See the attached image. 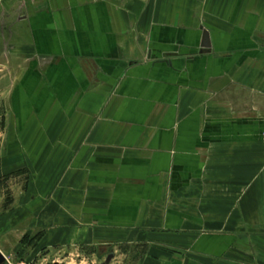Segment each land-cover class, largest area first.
<instances>
[{
    "label": "crops",
    "instance_id": "crops-1",
    "mask_svg": "<svg viewBox=\"0 0 264 264\" xmlns=\"http://www.w3.org/2000/svg\"><path fill=\"white\" fill-rule=\"evenodd\" d=\"M0 34L28 54L12 114L17 139L36 126L35 226L264 264V0H4Z\"/></svg>",
    "mask_w": 264,
    "mask_h": 264
},
{
    "label": "rangeland",
    "instance_id": "rangeland-1",
    "mask_svg": "<svg viewBox=\"0 0 264 264\" xmlns=\"http://www.w3.org/2000/svg\"><path fill=\"white\" fill-rule=\"evenodd\" d=\"M3 1L0 0V4ZM159 8L153 7V16ZM139 24L145 26V22ZM200 24L205 37L209 29ZM13 38L0 34V251L6 258L5 264H163L166 256L161 253L174 252L176 247L171 243L165 246L159 238L151 240L150 244L143 243L142 232L140 243L127 240L121 232H106L104 241L99 243L73 245L62 244L59 237L50 239L48 229L35 226L30 165L35 153L28 147L33 145L32 128L36 126L31 121L25 129L30 130L27 135L17 139L18 121L12 114V96L16 94L21 72L19 65L28 60V54L14 50L12 44L16 43V38ZM37 140L38 136L34 142ZM45 171L48 176V166ZM53 178L48 176L44 183L36 184L37 189L41 186L42 195H48L49 189L54 187L49 180ZM63 188L61 184L55 189L62 191Z\"/></svg>",
    "mask_w": 264,
    "mask_h": 264
},
{
    "label": "water",
    "instance_id": "water-1",
    "mask_svg": "<svg viewBox=\"0 0 264 264\" xmlns=\"http://www.w3.org/2000/svg\"><path fill=\"white\" fill-rule=\"evenodd\" d=\"M207 38H208V35L205 34L204 40L207 41ZM206 43H208V42H205V45L209 46V44H206ZM5 261H6V258L3 255V253L0 251V264L4 263ZM56 264H59V263H56Z\"/></svg>",
    "mask_w": 264,
    "mask_h": 264
},
{
    "label": "flooded vegetation",
    "instance_id": "flooded-vegetation-1",
    "mask_svg": "<svg viewBox=\"0 0 264 264\" xmlns=\"http://www.w3.org/2000/svg\"><path fill=\"white\" fill-rule=\"evenodd\" d=\"M5 263H6V261L4 263H2V264H5Z\"/></svg>",
    "mask_w": 264,
    "mask_h": 264
},
{
    "label": "bare ground",
    "instance_id": "bare-ground-1",
    "mask_svg": "<svg viewBox=\"0 0 264 264\" xmlns=\"http://www.w3.org/2000/svg\"><path fill=\"white\" fill-rule=\"evenodd\" d=\"M4 255V254H3Z\"/></svg>",
    "mask_w": 264,
    "mask_h": 264
}]
</instances>
